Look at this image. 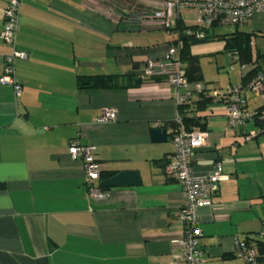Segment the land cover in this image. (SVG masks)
Here are the masks:
<instances>
[{
	"label": "crops",
	"instance_id": "obj_1",
	"mask_svg": "<svg viewBox=\"0 0 264 264\" xmlns=\"http://www.w3.org/2000/svg\"><path fill=\"white\" fill-rule=\"evenodd\" d=\"M6 5L0 0V31ZM161 7V0L22 3L16 47L28 59L15 62L21 95L0 85V264L177 262L172 241L183 233L178 212L185 196L180 183L164 173L173 145L172 131L163 125L182 112L160 69L153 76L161 82L132 86L147 61L166 55L173 35L141 29L130 16ZM236 31L249 36L264 73V46L255 41L264 42V14L229 34ZM10 52L0 38V76ZM221 61L222 68L228 64ZM235 62L231 59L227 80L217 73L213 86L201 73L210 96L222 98L241 83L243 72L241 66L233 71ZM98 75L130 81L117 89L77 87L79 76ZM244 98L250 112L264 108L256 96ZM189 104L183 115L193 109ZM106 109L114 110L116 119L98 123ZM196 116L205 120L209 139L195 152L192 172L209 175L220 163L224 176L212 206L197 209L203 264H242L234 255V237L252 242L264 230V133L245 142L247 131H258L255 124L229 130L223 104L215 100ZM155 128L167 130L166 142L151 141ZM73 140L94 148L102 167L96 188L121 172H136L140 184L112 188L104 200L88 201L82 164L68 154Z\"/></svg>",
	"mask_w": 264,
	"mask_h": 264
},
{
	"label": "built area",
	"instance_id": "obj_2",
	"mask_svg": "<svg viewBox=\"0 0 264 264\" xmlns=\"http://www.w3.org/2000/svg\"><path fill=\"white\" fill-rule=\"evenodd\" d=\"M24 1L32 0H6L7 5L3 12V23L0 31L1 40L11 49L10 54L4 58L0 85L10 86L15 97H19L22 92V88L15 78V62L28 59V55L17 50L16 47L20 8ZM161 2V9L149 13H137L135 16L131 15L130 19H134L141 29H161L166 32L176 26L178 19H182L183 23L186 24L181 16L184 11L192 12L194 17L192 26L202 29L210 28L212 25L240 28L254 15L264 14V0H161ZM127 19L122 20L123 23ZM186 34L192 35L193 33L187 31ZM202 37L203 34L200 32L195 34L196 39ZM234 59L235 57H233ZM181 67L179 46H170L161 60L145 63L139 78H149L153 76L155 69H160L162 73L167 75V84L174 92L177 106L188 104L194 100V96L202 94L206 89L202 83H195L191 87L186 78L182 76ZM247 69V66H241L242 72ZM182 90L185 91L184 95L180 94ZM245 93L256 96L264 103V73L258 74L245 87L238 84L226 90L222 104L226 111L229 130L245 126L254 120L256 114L249 111L244 98ZM213 97L217 101L221 100L217 93L213 94ZM115 119V111L106 109L97 118V122L107 123ZM259 121L264 122V111L261 112ZM175 122L180 123L179 117L175 119ZM159 126V123L156 124V127ZM260 132L264 131H247L244 135V141L253 140ZM208 139L209 133L207 131L187 133L179 127L171 139L173 155L166 164L164 173L168 178L180 183L185 196L178 212L183 233L181 237L172 241V244L177 248L175 255L177 262L172 264L204 263V252L198 246L202 232L199 229L197 209L212 206V200L218 192V184L224 179L220 163L214 165L212 173L209 175L197 176L192 172L193 156L197 150L207 145ZM68 154L72 160L80 161L82 164L88 201L104 200L105 191L95 187V183L101 178L102 167L94 157V148L81 145L78 141L73 140L68 146ZM256 239L264 241V230L256 235ZM233 241L234 255L242 264H264L260 261L258 250L254 244L241 241L237 236L234 237Z\"/></svg>",
	"mask_w": 264,
	"mask_h": 264
},
{
	"label": "trees",
	"instance_id": "obj_3",
	"mask_svg": "<svg viewBox=\"0 0 264 264\" xmlns=\"http://www.w3.org/2000/svg\"><path fill=\"white\" fill-rule=\"evenodd\" d=\"M215 27L218 25H212L210 28H197L192 25H186L183 23L182 19H178L176 21V26L166 31V33H170L173 35L172 41L169 42L170 46H179V60L182 66H185L184 72H182V76L186 78L189 85H194L195 83H203L201 71L198 66V58L196 56L191 55L188 47V43H198L200 41H205L206 39L211 38L209 33L213 31ZM191 31L192 35H187L186 32ZM202 33L203 37L201 39H196V33ZM178 36V37H177ZM219 40L224 41L223 51L227 53L231 59L235 57V61L240 64V66H247L248 69L243 72L242 81L239 85L245 87L249 84L258 74L261 73L260 67L257 63L258 59L253 58L251 46H250V38L249 36L242 34L241 32H234L232 34L217 36ZM168 47V48H169ZM126 76H79L77 78V87L79 89H117L125 87L124 83H128L130 80H127ZM161 78H155L154 76L141 79L139 76L134 79V83L132 86L138 87L143 82H161ZM225 99L224 95L221 100L217 101L213 96H210L206 90L202 94H198L196 98L193 100V109L189 114L183 115V110L185 105L183 104L178 106L179 111L182 112L181 116H179L180 123L177 124L175 120L172 123L163 125L164 127H168L171 129L170 139H172L173 134L176 129L179 127L182 131L191 133L196 131H207L205 128V120H202L200 117H197V113L206 110V108L215 100L217 102H223ZM189 104V105H192ZM264 111V108L259 109L255 112L253 123L257 127V130L264 131V122L259 121V116L261 112ZM264 133V132H260ZM248 243H252L256 246L260 261L264 262V241H259L256 237L252 242L249 240H245Z\"/></svg>",
	"mask_w": 264,
	"mask_h": 264
},
{
	"label": "rangeland",
	"instance_id": "obj_4",
	"mask_svg": "<svg viewBox=\"0 0 264 264\" xmlns=\"http://www.w3.org/2000/svg\"><path fill=\"white\" fill-rule=\"evenodd\" d=\"M184 22L187 25H193L194 24V17L192 12L189 11H184L181 14ZM234 28L229 27V26H218L213 29L209 33V36L211 38L206 39L205 42H200V43H188L189 51L191 55L196 56L198 58V66L203 73V75L206 77L207 80L211 81L209 84L213 86L212 84L214 83L213 79L217 75V73H220L224 75V77H221V80L226 81L227 79L225 76L230 73L229 67L232 65L231 59L228 54L223 53V48H224V41L219 40L217 36H224L228 35L231 30ZM261 40V39H260ZM256 41L257 46H264V42L262 41ZM172 41V39H171ZM226 59L228 64H225V67H220L221 66V60ZM233 71H238L240 68V65L238 62H235L233 64ZM235 74V73H234ZM232 78L235 79V77L232 75ZM212 79V80H210ZM226 79V80H225Z\"/></svg>",
	"mask_w": 264,
	"mask_h": 264
},
{
	"label": "water",
	"instance_id": "obj_5",
	"mask_svg": "<svg viewBox=\"0 0 264 264\" xmlns=\"http://www.w3.org/2000/svg\"><path fill=\"white\" fill-rule=\"evenodd\" d=\"M150 137L153 143H162L168 140V133L165 128H155L150 131ZM139 184L140 179L136 172H121L101 182L100 188L104 191H108L112 188L138 186Z\"/></svg>",
	"mask_w": 264,
	"mask_h": 264
}]
</instances>
